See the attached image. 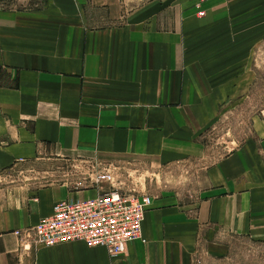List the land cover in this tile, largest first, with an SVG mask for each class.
<instances>
[{"label":"crops","instance_id":"0c3cea01","mask_svg":"<svg viewBox=\"0 0 264 264\" xmlns=\"http://www.w3.org/2000/svg\"><path fill=\"white\" fill-rule=\"evenodd\" d=\"M263 41L264 0H0V168L105 160L176 172L201 162ZM236 147L183 187L191 198L151 197L143 239L115 259L12 234L60 201L98 194L90 177L63 179L0 218V264H245L264 249V118Z\"/></svg>","mask_w":264,"mask_h":264},{"label":"rangeland","instance_id":"374dc122","mask_svg":"<svg viewBox=\"0 0 264 264\" xmlns=\"http://www.w3.org/2000/svg\"><path fill=\"white\" fill-rule=\"evenodd\" d=\"M251 59L247 66L240 69H245L240 86L233 83L234 86L217 114L209 137H206L209 157L196 164L178 168L176 172L172 168L165 169L132 161L114 165L113 162L100 160L102 163H99V168L96 166L97 162L70 164L52 159L20 161L21 163L10 167L0 168V218L11 212L14 206L21 204L24 207L35 200L41 191L63 179L88 178L94 172L111 174V183L100 186L103 190L115 188L134 191L153 198H164L168 194L172 197L191 198L197 192L183 189L190 186L191 178L196 181L204 168L218 161L220 156L235 150L236 146L250 140L258 119L264 118V41ZM175 178L179 182L177 186L182 185V190L165 191L164 188L172 187L171 183ZM37 224L20 226L12 234L21 232L25 239L14 236L35 247L32 239L24 234L34 229ZM247 255L245 264H264V249L252 248Z\"/></svg>","mask_w":264,"mask_h":264},{"label":"built area","instance_id":"2783aa9c","mask_svg":"<svg viewBox=\"0 0 264 264\" xmlns=\"http://www.w3.org/2000/svg\"><path fill=\"white\" fill-rule=\"evenodd\" d=\"M90 181L98 188L97 196L56 203L52 214L24 235L39 247L83 242L89 247L104 248L111 259L124 256L130 243L143 239L142 223L152 207V198L134 191L103 190L100 186L112 181L109 173L94 172ZM82 182L76 186H85ZM14 235L25 239L21 232Z\"/></svg>","mask_w":264,"mask_h":264}]
</instances>
